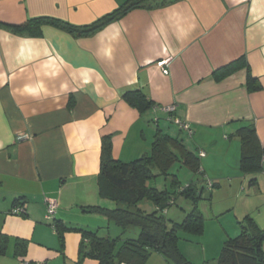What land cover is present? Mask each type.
I'll return each mask as SVG.
<instances>
[{
	"label": "crops",
	"instance_id": "0c3cea01",
	"mask_svg": "<svg viewBox=\"0 0 264 264\" xmlns=\"http://www.w3.org/2000/svg\"><path fill=\"white\" fill-rule=\"evenodd\" d=\"M126 1L0 0V237H9L14 252L17 239L26 241L31 261L61 264L63 255L62 264L77 263L82 235L66 232L62 251L54 224L87 230L86 219L102 215L83 208L113 206L97 182L103 138L111 137L115 160L130 163L151 152L159 128L198 157L202 179L190 184L203 195L207 187L209 199L198 205L205 219L221 220L233 209L237 222L224 225L227 234L246 216L264 229V160L259 172L244 173L236 136L253 124L264 148V0L136 9L82 38L49 25L39 36L4 27L40 17L88 25ZM241 58L246 67L214 78ZM128 91H142L154 106L140 113L123 99ZM176 120L189 123L193 135ZM172 123L188 140L174 137ZM49 199L57 204L51 218ZM16 205L26 217L11 214Z\"/></svg>",
	"mask_w": 264,
	"mask_h": 264
},
{
	"label": "trees",
	"instance_id": "16d2710c",
	"mask_svg": "<svg viewBox=\"0 0 264 264\" xmlns=\"http://www.w3.org/2000/svg\"><path fill=\"white\" fill-rule=\"evenodd\" d=\"M179 1L182 0H127L112 13L82 26L55 18L40 17L30 19L22 25L4 27L18 35L39 36L42 27L49 25L77 38L90 37L133 10L153 11ZM246 66L244 58H241L216 70L213 75L217 81H221ZM255 80L249 74V85ZM253 89L257 90L259 87L255 86ZM123 99L140 113L154 106L142 91H128L123 95ZM236 136L242 144L241 170L246 174L259 172L263 165L264 148L255 126L250 124L241 127ZM176 151L180 153L181 161L186 167L197 174L200 172L198 157L186 150L180 140L165 134L160 128L155 134L151 152L130 163L115 160L112 156L111 137L103 138L100 172L97 178L99 195L116 202L118 207L108 209L97 206L83 210L106 217L124 232L139 228L140 233L137 238L123 240L120 237L100 236L98 231L72 229L62 221H56L54 227L61 249L64 248L66 232L75 231L82 235L79 258L75 264H83L87 258L97 261L98 264H146L153 254L160 255L172 264H194L180 249L179 232L190 235L204 232L205 219L198 208L203 200V191L194 184L181 186L178 177L169 174L171 165L179 158ZM169 176L174 178L170 188L160 190L152 186L160 177L168 179ZM178 194L191 202L193 210L182 222L169 224L163 213L174 203V196ZM144 200L151 201L156 210L151 213L141 210L138 205ZM21 216L26 217L27 213ZM238 224L241 228L240 235L224 242L221 254L214 263L204 264H264V229H261L251 216H246ZM9 240V237L1 235L0 256L7 254ZM27 244L26 241L16 240V257L26 254Z\"/></svg>",
	"mask_w": 264,
	"mask_h": 264
},
{
	"label": "rangeland",
	"instance_id": "374dc122",
	"mask_svg": "<svg viewBox=\"0 0 264 264\" xmlns=\"http://www.w3.org/2000/svg\"><path fill=\"white\" fill-rule=\"evenodd\" d=\"M171 127L175 130L174 137L180 138L183 136L185 139L188 140L187 135H183L179 129V127L175 124H171ZM181 140V139H180ZM179 158L171 165L169 169L170 175H176L178 177V180L180 182L181 186H188L192 181L197 182L198 179H202V176L200 174L196 175L192 170H190L188 167H186L183 162L181 161L180 153L175 152ZM172 179H174L172 176H169L168 179H165L164 177H160L158 181L153 182L152 186L157 187L160 190H163L165 188H170ZM201 188V186H199ZM205 188L203 198H208V190L207 187L204 185ZM207 195V196H205ZM244 199H247L246 196H243V200H241L238 203L237 212L240 213L243 206ZM251 200H249L248 203H250ZM113 206H110L108 208L115 209L117 208L116 202L112 201ZM219 204V203H218ZM223 204V203H222ZM224 204H227V200L224 201ZM219 206H223L219 204ZM138 207L147 212L151 213L155 210V206L151 201L144 200L139 203ZM193 210L192 204L189 200H187L184 196L178 194L174 196V203L168 207V209L163 213L165 218L168 220L169 224L172 223H180V220H182L187 214H189ZM48 214V209H47ZM207 214V213H206ZM235 211L231 209L230 211H226L223 215H221L220 219H205L204 224V232L202 234H194L190 235L183 231L179 232V246L183 253V255L192 263L194 264H204L205 262L214 263L215 260L220 256L222 247L224 242L229 238H236L241 233V228L239 224H237L239 227V230L236 233H232V235H229L224 230V225H227L231 228V219H234L235 222H237V219L235 217ZM207 218V215H205ZM183 217V218H182ZM182 218V219H179ZM242 221V219H241ZM85 222H89L91 226L87 225V223H84L85 228H89L87 230H94L100 232V236H112L120 237L121 239L125 240L127 238H137L139 236L140 230L139 228H131L127 231H123L120 228H118L114 223L109 222V220L104 216H92L91 218L86 219ZM182 222V221H181ZM102 226V229H99ZM110 229V230H109ZM223 231V232H222ZM111 233V235H110ZM221 235H224V239L220 241ZM11 241L8 242L7 246V254L6 256H0V264H41L45 263L44 261L38 259L31 261L29 258L30 255L27 257L26 254L21 255L20 257L15 256V247L14 244H10ZM10 246V247H9ZM9 253V254H8ZM156 255H153L149 258L146 264H162L160 261H157ZM161 257V256H160ZM63 255L59 257V263H63L64 261ZM162 258V257H161ZM163 259V258H162ZM165 261V259H163ZM95 261L93 259L87 258L83 263L86 264V262ZM166 262V261H165ZM198 262V263H197ZM66 264V263H65ZM69 264V263H67ZM166 264H172L166 262Z\"/></svg>",
	"mask_w": 264,
	"mask_h": 264
},
{
	"label": "built area",
	"instance_id": "2783aa9c",
	"mask_svg": "<svg viewBox=\"0 0 264 264\" xmlns=\"http://www.w3.org/2000/svg\"><path fill=\"white\" fill-rule=\"evenodd\" d=\"M169 110L172 111V110H174V108H170ZM175 123L180 126L182 131L187 132L190 136L193 135V130H192L189 123L182 122L180 120H176ZM24 139H26V136L19 137V140H24ZM201 156H205V155L202 153ZM208 185L210 187L213 186L211 182H209ZM47 207H48V216H49V218H51L56 212L57 204L55 201L49 199V200H47ZM26 213H27V211H26L24 205L17 206L11 211V214L19 215V216L26 214Z\"/></svg>",
	"mask_w": 264,
	"mask_h": 264
}]
</instances>
